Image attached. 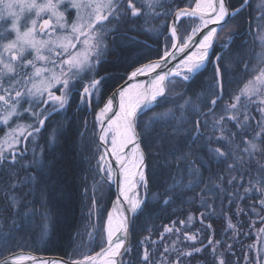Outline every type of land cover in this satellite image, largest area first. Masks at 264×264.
Masks as SVG:
<instances>
[{
	"label": "snow or ice",
	"instance_id": "obj_1",
	"mask_svg": "<svg viewBox=\"0 0 264 264\" xmlns=\"http://www.w3.org/2000/svg\"><path fill=\"white\" fill-rule=\"evenodd\" d=\"M124 2L0 0V127L4 129V135L0 136V175L7 173L12 177L6 198L14 210V230L22 229L26 219L38 214L42 221L40 238L46 239L54 233V221L46 205L52 198L61 195L64 188L50 174L51 168L38 141L41 133L45 132L46 141L55 144L59 134L70 124H58L49 132L45 122L55 114L66 116L73 105L77 111L82 110L81 106L90 108L93 100L103 95L110 79H125L96 117L100 128L98 139L103 147L97 161V172L104 174L102 179L105 182L117 183L119 194L104 222L103 236L101 232H96L94 237L90 234L91 239L100 241V251L85 255L74 264H125L124 257L131 251L127 246L130 229L144 214L146 205L159 196V193H149L142 138L147 147L153 144L157 147L156 167L161 174L171 173L173 167L176 168V173L170 176V183L165 187L163 204L174 202V198L183 200L189 191L197 192L201 206L206 210L200 213L202 224L217 214L215 201H220L219 211L226 215L223 208L225 199L232 204L233 198H244L239 195L237 187V183L242 181L234 174L249 163L243 154L251 158L256 153H264V35L260 36L262 51L256 56L254 64L250 65L246 58L238 57V62L243 63L244 69L252 74L251 78L238 92L230 93L231 103L224 99L225 76L232 61L226 62L223 54L233 44L235 34L228 36L223 43L220 41L225 30L230 29L231 20L248 0H243L240 7L234 10L227 6V0H188V6L178 10L167 8V0H140L146 5V17L164 18L162 31L154 25L145 29L150 34H158L163 39V46L158 50L157 58L149 59L148 63L141 64L136 60L135 64L139 66L132 65L126 78L117 75L128 66L122 50L129 44L146 45L147 42L121 36L119 26L127 16ZM128 5L132 17H138L140 9L131 4V0H128ZM184 17L188 19L182 24ZM214 46L219 48V52L214 50ZM109 55L114 56L112 61L108 60ZM210 56L213 59L210 60ZM131 59L128 57V60ZM108 63L112 64V68L101 74L102 66ZM209 63L213 64L214 72L207 89L194 98L185 93L181 103L173 104L170 85H174L177 79L190 85L207 70ZM141 75H149L148 81L136 82V77ZM127 81L133 83L128 84ZM117 98V108L113 111V100ZM251 105H256L259 118L252 114ZM158 108H163V111L157 112ZM226 121L231 122L237 131H231ZM250 121L255 122L257 131L247 136L253 128ZM238 134L241 142L236 140ZM214 143L219 146L213 147ZM197 145L203 148L206 160L196 153ZM29 151L32 153L31 160L21 166L30 167L33 171L29 172L23 186L29 187L30 193H38L41 208L45 209L43 212L31 205H25L23 211L18 210L22 196L14 190L22 185L13 169L18 157ZM109 155L115 158L118 168L112 167V162L107 159ZM181 164L185 167L181 168ZM213 164L219 172L209 176L208 183H205L202 169L207 165L206 170L210 171ZM258 172L261 174L250 177L243 191L245 194L254 190L258 192L256 202L264 211V164L260 165ZM95 195L93 192V207ZM251 210L264 220V216L256 212L255 204ZM147 218L151 219L150 213ZM192 220L193 217L189 216L188 221ZM180 224L184 225L185 221H180ZM206 227L212 229V224L208 223ZM227 227L235 228L230 218ZM164 231L170 233L173 227L166 226ZM175 231L179 233L180 229ZM259 231L264 233V227ZM14 236L15 231H10L0 237V242L8 246ZM185 236L187 240H196V235L186 232ZM148 239L145 237L141 244L144 245ZM207 244L213 245L211 236ZM219 244L217 240L211 252L219 264H225L223 255L217 254L216 245ZM227 249L231 250L232 244H228ZM173 250H177L175 244ZM164 251L168 252L169 248L165 247ZM201 251L200 247L178 250V255L190 257L194 252ZM149 256L145 246L141 259L148 262ZM20 259L24 258L6 259L0 264H16ZM245 259H248L247 254ZM174 264H179V260ZM251 264H264V255L258 251Z\"/></svg>",
	"mask_w": 264,
	"mask_h": 264
},
{
	"label": "trees",
	"instance_id": "obj_2",
	"mask_svg": "<svg viewBox=\"0 0 264 264\" xmlns=\"http://www.w3.org/2000/svg\"><path fill=\"white\" fill-rule=\"evenodd\" d=\"M259 1L251 0L247 8L231 20L232 35L235 34V40L223 54L226 62L232 61L229 65L230 70L225 76L227 83L224 90V99L227 103H231L230 93L238 92L252 75L244 69L243 63L238 62V57L246 58V62L251 65L256 62V56L262 51L259 39L255 38L256 41H254L255 39L253 40L251 35H248L249 33L253 34L254 27H258L256 14L261 12V10H257L255 7H257L256 4ZM229 2L230 8L236 9L243 3V0H230ZM131 4L140 9V15L132 17L131 8L127 7L128 0L124 2L123 6L127 12V16L119 26L121 36L133 37L138 41L147 43L146 45L144 43L129 44L127 48L122 50L123 58L127 61L128 66L122 68L117 75L125 78L128 72L132 70V65L139 66V64H135L136 60H139L141 64H146L149 62V59L157 58V52L163 46V39L156 33L150 34L146 32L145 29L154 25L162 31L165 24L163 17L154 15L146 17V5H143L140 0H131ZM185 6H188V0H167L166 4L167 8L175 10ZM160 11H163V9H160ZM133 20L135 23H132ZM185 20L187 19L182 20L181 23L183 24ZM180 32L183 33V29H180ZM244 32L245 36L240 37ZM109 43L111 44V41ZM215 51L219 52V48H215ZM128 57H132V59L128 60ZM113 59L114 56L109 55L108 60L112 61ZM111 68V63L103 65L101 74H104L105 70H110ZM221 68L223 71V64ZM213 72V64L209 63L207 70L192 81L190 85L177 79L174 85H170L173 89L172 103H181L185 97V93L194 98L197 93L207 89L213 79ZM124 81L125 79H110L104 89L103 95L99 99H94L90 108H83L81 106L82 110L77 111L76 106L73 105L67 111L66 116L58 114L52 117L48 121V127L46 128L49 132L56 129L58 124H70V127H65L63 132L59 134L58 141L55 144L48 143L45 138L46 133H41L38 141L39 148L43 149V156L49 163L51 168L50 174L64 188L61 195L52 198L46 205L47 211H49L54 221L52 224L54 233L50 234L48 238L43 240L40 238L42 221L38 214L35 217L26 219L25 226L22 229H13L14 210L10 206V201L6 198L9 192L8 185L12 181V177L7 173L0 175V237L10 231H15L14 239L10 245L3 246L2 242H0V260L18 252L61 257L67 260L81 259L85 256L78 251L77 246L81 239L85 240L86 213L90 210L92 193L95 189L97 191L100 190V193H102V196L100 194L97 201V205L99 204L102 207V211L100 212L101 230L107 212L115 198V193L111 187L106 183H99L100 177L97 172V161L100 155V148L96 117L107 98ZM220 103L218 101V105ZM156 111H163V108H158ZM204 111L206 112L207 109H204ZM217 111H219V108ZM251 111L253 115L259 118L260 114L256 111V107L251 106ZM200 119L203 120L205 117H200ZM226 123L231 131H237L236 128L232 127L231 122L226 121ZM250 123L253 124V128L251 132L246 134L247 136H251L257 131L255 122L250 121ZM202 130H204L203 127ZM207 134H211V132L207 131ZM236 140L237 142H241L239 134ZM30 141L31 138L29 139V148L31 147ZM146 143L142 138L141 145L147 156L149 193H159V196L157 200L148 203L144 214L136 219L131 230V251L124 258L125 264H174L176 260H179V264H219L217 257L213 256L211 252L217 240L220 241V244L216 245L217 254L223 255L225 264H251L255 258L253 247L257 239V234L253 231V222L262 221L251 208L255 204L256 212H259L261 216H264V211H261V206L256 202L259 198V193L254 190L251 194H245L243 188L248 186L250 177L261 174L258 172V169H260V165L264 164V153H257L256 156L251 158L247 154H243L244 159L249 161V163L246 165V168H242L234 174L239 176L242 181V183H237V187L239 188V195L244 198L242 200H235L233 198L232 204H228L227 199H225L223 208L226 215L219 211L220 201H215L214 206L218 209L217 214L212 216L210 220H204L202 224L200 213L206 210L201 206L197 192L189 191L183 200L174 198V202L168 205L163 204L165 187L170 183V176L176 173V168L174 166L171 173L161 174L160 170L156 167L157 156L155 153L158 149L154 144L151 147H147ZM212 146H219V144L214 143ZM195 151L201 158L207 159L203 148L199 145L195 146ZM31 158V151L27 152L23 157H18L17 164L13 169L17 173L16 179L22 185L14 190L15 193L22 196V203L18 210L23 211L25 205H31L39 212H43L45 209L41 208V199L38 193H30L29 187L23 186L25 178L33 169L22 167L21 165H27ZM192 158L195 159V156ZM180 167L184 168L185 165L181 164ZM206 169L207 165H205V169H202V172L205 183H208V177L218 173L219 169L215 164L211 166L210 171ZM220 174L226 175V173ZM86 189L87 191H85ZM92 189H94L93 192H91ZM250 196L252 198H249ZM149 213L151 214V219L147 218ZM189 216L193 217L191 222L188 221ZM229 218L233 225H235L234 229L227 227V220ZM182 220L185 221L184 225L180 224ZM173 222H175L174 226ZM208 223L212 224V229H207L206 225ZM166 226L173 227V231L170 233L165 232ZM176 228L180 229L179 233L175 231ZM186 232L189 235H196L195 242L186 239ZM161 235L163 239H161ZM209 236L213 240V245L207 244ZM145 237H149V239L144 241V245H142L141 241ZM174 244L177 250H173ZM228 244H232L231 250L227 249ZM205 245L207 246L205 247ZM145 246L150 252L148 262L141 259ZM165 247L169 248L168 252L164 251ZM196 247L202 248V251L200 253L194 252L190 257L178 255V250H192ZM97 250L96 252L99 251ZM245 254L248 257L247 260L245 259Z\"/></svg>",
	"mask_w": 264,
	"mask_h": 264
},
{
	"label": "rangeland",
	"instance_id": "obj_3",
	"mask_svg": "<svg viewBox=\"0 0 264 264\" xmlns=\"http://www.w3.org/2000/svg\"><path fill=\"white\" fill-rule=\"evenodd\" d=\"M230 1V0H229ZM251 2V1H250ZM230 3V2H229ZM250 4V3H249ZM248 4V5H249ZM230 6V5H229ZM257 7H254L258 10L260 9L261 12L256 14V15H259L257 17V19H260V23L264 24V0H260L259 3L256 4ZM240 7V6H238ZM231 9V8H230ZM231 10H234V9H231ZM238 15V14H237ZM188 19V18H186ZM184 20V19H183ZM234 28V27H233ZM232 32H233V29H232V26H230V29H226L222 38H221V43L224 42L225 39H227L228 36H231L232 35ZM261 32L262 34L261 35H264V26L263 28H261ZM259 43L261 44V41L260 39L258 40ZM215 46H214V50H215ZM210 60H211V56H210ZM209 65V64H208ZM253 107H256V105H251ZM102 108V107H101ZM99 112V111H98ZM98 122V121H97ZM98 136H99V122H98ZM98 144H99V139H98ZM99 148H100V145H99ZM101 149H100V154H101ZM257 154V153H256ZM256 154H254L252 157L256 156ZM113 159H115L113 157ZM99 177H100V180H99V183H106L109 187H111V189L113 190L112 186L110 185L109 182H105L103 179H102V176L100 173H98ZM104 175V174H103ZM94 189H92L91 192H93ZM114 191V190H113ZM95 194H96V197H95V207H93V197L91 198V206H90V210H88L89 212H87V218H86V221H85V230H84V234H85V240L83 241V239H81V241L78 242V251L81 252V254H84V255H94L96 253V250L98 249L99 247V244H100V241L99 240H96V239H91L90 238V234L94 237L96 235V232H101V237L103 236V233L100 229V226H101V222H100V212L102 211V207L99 206V204L97 205V201L100 197V194L102 196V193H100V190L97 191V189H95ZM115 193V192H114ZM92 196H93V193H92ZM112 205V204H111ZM111 208V207H110ZM110 212V209L109 211L107 212V215L108 213ZM106 215V217H107ZM106 220V218H105ZM104 226V225H103ZM95 227V231L93 230ZM264 227V220L262 221H255L253 222V231L257 234V239H256V242H255V246L253 247V250H254V256L257 255V252L259 251L261 253V255H264V233H261L259 231L260 228ZM100 251V249H98ZM97 250V251H98ZM98 251V252H99ZM84 257V256H83ZM83 257L81 259H76V260H82ZM125 258V257H124ZM71 261H74V260H71Z\"/></svg>",
	"mask_w": 264,
	"mask_h": 264
},
{
	"label": "water",
	"instance_id": "obj_4",
	"mask_svg": "<svg viewBox=\"0 0 264 264\" xmlns=\"http://www.w3.org/2000/svg\"><path fill=\"white\" fill-rule=\"evenodd\" d=\"M249 2H250V0H248V3L244 6V8L249 4ZM227 6L230 8L229 0H227ZM183 19H186V17L182 18L181 21ZM173 63H175V61H173ZM148 79H149V76L148 77H142V78L138 76V77H136V82H141V81L146 82V81H148ZM124 83H125V81H124ZM127 83L131 84V83H133V81H127ZM111 96H112V94H111ZM117 99L113 100V111H115L116 108H117L116 107ZM105 103H106V101L104 102V104ZM104 104H103V106H104ZM109 115H112V113H109ZM106 123H107V120H105V124ZM99 132H100V128H99ZM99 145H100L101 151H103V147H101L102 142L99 141ZM104 147H106V146H104ZM141 147H142V145H141ZM145 163L147 164V156H146ZM100 174L103 177V173H100ZM146 175H147V169H146ZM110 185L112 186V188H113V190L115 192V198H114V200L112 202V205H113L114 201L116 200V198H117V196L119 194V185L114 186L111 183H110ZM112 205H111L110 211L112 209ZM131 230H132V228L130 229V235H129V238H128V245H127L130 248H131ZM17 257H22L24 259L17 260L16 264H48V262H52V264H74L75 261H78V260L71 261V260H67V259L61 258V257L35 255V254L29 253V252H18V253H15V254L7 256V257L1 259L0 261L6 260V259L7 260H11V259H14V258H17Z\"/></svg>",
	"mask_w": 264,
	"mask_h": 264
},
{
	"label": "flooded vegetation",
	"instance_id": "obj_5",
	"mask_svg": "<svg viewBox=\"0 0 264 264\" xmlns=\"http://www.w3.org/2000/svg\"><path fill=\"white\" fill-rule=\"evenodd\" d=\"M125 1H127V0H125ZM251 1V0H250ZM250 3V2H249ZM229 5H230V3H229ZM248 6V5H247ZM247 6L244 8V9H246L247 8ZM127 7L128 8H130L129 7V5H127ZM123 8H124V6H123ZM243 9V10H244ZM243 10H241V12L243 11ZM241 12H239L238 14H240ZM260 13V12H259ZM244 15H248V14H244ZM250 15H252V14H250ZM259 15H257L256 16V18L258 17ZM257 25H258V27L256 26V27H254L253 28V34L252 33H249L248 35H251V37H252V39L254 40L255 38H258V39H260V36H261V34H262V32H261V28H263V26H264V24H262V23H260V19H257ZM242 36H245V32L240 36V37H242ZM254 41H256V39L254 40ZM212 58V57H211ZM55 115H58V114H55ZM55 115H53L52 117H54ZM51 117V118H52ZM50 118V119H51ZM48 127V121H46L45 122V128H47ZM4 135V129L2 128V127H0V136H3ZM30 139V138H29ZM21 147H23V146H21ZM27 154V153H26ZM25 154V155H26Z\"/></svg>",
	"mask_w": 264,
	"mask_h": 264
},
{
	"label": "bare ground",
	"instance_id": "obj_6",
	"mask_svg": "<svg viewBox=\"0 0 264 264\" xmlns=\"http://www.w3.org/2000/svg\"><path fill=\"white\" fill-rule=\"evenodd\" d=\"M149 75H141V76H139V77H148ZM117 103H118V99H117V102H116V107H117ZM107 124V123H106ZM107 159L109 160V161H111L112 162V167H114V168H118V165H116L115 164V159H113L112 158V156H108L107 157ZM112 185H114V186H117L118 184L117 183H112V182H110Z\"/></svg>",
	"mask_w": 264,
	"mask_h": 264
}]
</instances>
